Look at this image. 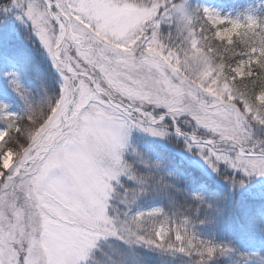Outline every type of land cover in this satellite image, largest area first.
I'll return each mask as SVG.
<instances>
[{
  "label": "snow or ice",
  "instance_id": "1",
  "mask_svg": "<svg viewBox=\"0 0 264 264\" xmlns=\"http://www.w3.org/2000/svg\"><path fill=\"white\" fill-rule=\"evenodd\" d=\"M260 8L0 0V264H264Z\"/></svg>",
  "mask_w": 264,
  "mask_h": 264
},
{
  "label": "rangeland",
  "instance_id": "2",
  "mask_svg": "<svg viewBox=\"0 0 264 264\" xmlns=\"http://www.w3.org/2000/svg\"><path fill=\"white\" fill-rule=\"evenodd\" d=\"M194 2L198 3L197 0H194ZM198 4L202 7L206 6L209 7L210 9H214L227 17H235L236 15L240 13H244L246 11H255L257 14L261 13V8H260L261 0H250L244 3L242 10L240 9L233 10L232 8H229L228 5L230 7L235 6V2L232 1L230 2L224 0H200Z\"/></svg>",
  "mask_w": 264,
  "mask_h": 264
},
{
  "label": "trees",
  "instance_id": "3",
  "mask_svg": "<svg viewBox=\"0 0 264 264\" xmlns=\"http://www.w3.org/2000/svg\"><path fill=\"white\" fill-rule=\"evenodd\" d=\"M52 71H53V73H54V69H53Z\"/></svg>",
  "mask_w": 264,
  "mask_h": 264
}]
</instances>
